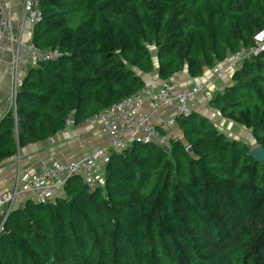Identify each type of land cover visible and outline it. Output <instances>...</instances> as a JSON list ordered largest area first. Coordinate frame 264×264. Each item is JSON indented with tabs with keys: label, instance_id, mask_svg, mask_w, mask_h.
<instances>
[{
	"label": "trees",
	"instance_id": "1",
	"mask_svg": "<svg viewBox=\"0 0 264 264\" xmlns=\"http://www.w3.org/2000/svg\"><path fill=\"white\" fill-rule=\"evenodd\" d=\"M37 4L31 41L61 57L21 79L0 162L141 92L144 74L201 77L264 26V0ZM230 76L209 102L264 148V51ZM174 125L181 136L166 147L112 152L99 187L71 176L52 201L24 199L4 220L0 264H264V163L196 111Z\"/></svg>",
	"mask_w": 264,
	"mask_h": 264
},
{
	"label": "built area",
	"instance_id": "2",
	"mask_svg": "<svg viewBox=\"0 0 264 264\" xmlns=\"http://www.w3.org/2000/svg\"><path fill=\"white\" fill-rule=\"evenodd\" d=\"M13 0H0V43H14L12 31ZM19 19L25 22L29 29L39 23L41 13L37 0H19ZM252 45L241 47L237 52L229 54L218 67L220 75H230L240 68L242 63L264 51V26L253 36ZM19 43L16 42L12 56V78L10 99L15 109L17 87L20 84L18 63L20 57ZM27 56L30 67H36L40 62H54L61 57L58 48L40 49L30 40L27 45ZM177 75V74H175ZM174 75V76H175ZM210 99L213 91L206 87L204 81L178 90L169 82L148 84L144 89L120 102L114 103L96 115L88 122L97 125L96 137H106L107 145L98 147L91 152L73 160L54 159L24 179L17 180L8 190L0 193V233L3 223L10 211L15 208L19 199L30 198L38 203L52 201L63 194V188L68 178L78 176L82 184L89 189L102 185L105 164L112 152H120L133 141L157 144L166 147L177 136L172 132L177 115H188L194 100L199 96ZM167 109L171 115L156 123L151 113ZM72 121L68 118L67 124Z\"/></svg>",
	"mask_w": 264,
	"mask_h": 264
},
{
	"label": "crops",
	"instance_id": "3",
	"mask_svg": "<svg viewBox=\"0 0 264 264\" xmlns=\"http://www.w3.org/2000/svg\"><path fill=\"white\" fill-rule=\"evenodd\" d=\"M19 10V0H13L12 31L15 39L14 43L10 44L7 41L0 43V132L3 131V127L1 126L2 120L10 110L15 118L10 99V85L13 72L12 56L16 42H18L20 46L18 63V74L20 79L24 77L30 67L27 56V45L31 40L32 30L29 29L25 22L19 19ZM220 63H217L212 68H205L203 75L199 78H192L185 71L168 80L158 79L156 73L144 74L142 78L146 85L169 82L178 90L190 87L194 85L196 81H204L206 87L215 93L222 90L232 81L230 73L226 75H220L218 73ZM203 100L205 101V98L199 95L194 100L192 110L205 116L202 111L206 110L207 107L205 104L208 99L205 101V104L202 103ZM146 110L151 113L156 123L167 119L172 114L171 111L167 109L154 111L150 107H146ZM209 120L211 121V119ZM96 131L97 125H95L94 122L85 121L78 125L71 122L67 124L63 130L50 138L21 148L17 146V151L14 156L0 162V193L10 189L17 180L23 181L28 178L34 174L41 165L47 164L54 159L63 161L73 160L86 155L98 147L107 145L106 137H96ZM172 132L178 137L181 136L180 130L175 125L172 128ZM17 133V127L15 126V139H17ZM23 200L24 198L19 199L15 207L19 206Z\"/></svg>",
	"mask_w": 264,
	"mask_h": 264
},
{
	"label": "rangeland",
	"instance_id": "4",
	"mask_svg": "<svg viewBox=\"0 0 264 264\" xmlns=\"http://www.w3.org/2000/svg\"><path fill=\"white\" fill-rule=\"evenodd\" d=\"M206 100L207 99H205V101ZM205 101L203 100L202 103L205 104ZM205 105L207 108L206 110L202 111V113H204L206 117L211 119L217 129L223 132L227 137L242 140L246 145H248L251 150L258 146L250 130L240 126L232 120H228L223 117L221 118L218 109L215 108V106L211 105L209 100L206 101Z\"/></svg>",
	"mask_w": 264,
	"mask_h": 264
},
{
	"label": "water",
	"instance_id": "5",
	"mask_svg": "<svg viewBox=\"0 0 264 264\" xmlns=\"http://www.w3.org/2000/svg\"><path fill=\"white\" fill-rule=\"evenodd\" d=\"M251 155L255 160L264 163V148L262 146H257L256 148L252 149ZM82 187L84 190H89V188L85 184H83Z\"/></svg>",
	"mask_w": 264,
	"mask_h": 264
}]
</instances>
